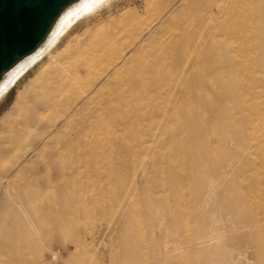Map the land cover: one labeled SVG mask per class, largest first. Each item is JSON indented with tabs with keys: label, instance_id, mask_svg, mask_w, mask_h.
<instances>
[{
	"label": "rangeland",
	"instance_id": "obj_1",
	"mask_svg": "<svg viewBox=\"0 0 264 264\" xmlns=\"http://www.w3.org/2000/svg\"><path fill=\"white\" fill-rule=\"evenodd\" d=\"M261 6L264 0H246V9L230 0H112L74 22L52 50L55 59L32 64L0 99V139L13 138L0 151V174L8 175L0 179V238L11 200L34 196V210L67 203L70 222L47 237L29 232L32 253L80 264H264ZM201 77H221L229 101L199 108ZM26 91L37 104L27 99L5 122ZM185 122L197 127L195 138L183 135ZM222 129L235 143L244 137V150L199 210L204 223L180 219L198 175L194 150L220 157L214 133ZM227 201L237 205L236 220ZM209 219L215 232L200 246Z\"/></svg>",
	"mask_w": 264,
	"mask_h": 264
},
{
	"label": "bare ground",
	"instance_id": "obj_2",
	"mask_svg": "<svg viewBox=\"0 0 264 264\" xmlns=\"http://www.w3.org/2000/svg\"><path fill=\"white\" fill-rule=\"evenodd\" d=\"M112 0H83L79 5L76 7L71 8L67 11L58 24L56 25L54 31L48 38L45 45L36 52L35 55L27 59L21 65H19L8 77L5 81L2 82L0 85V99L5 95V93L10 89L13 83L26 71L32 64L36 63L37 61L45 59H53L54 54L52 50L56 47V44L61 39V37L69 30V28L73 25L74 22L86 18L102 7L109 5ZM232 6H240L243 9H246V0H230ZM255 12L257 13L258 19L264 18V6L256 8ZM254 13V12H253ZM255 14V13H254ZM128 16L122 17V19H126ZM253 18H256L252 16ZM257 19V18H256ZM262 20H260L261 23ZM263 23V22H262ZM264 25V24H263ZM264 34V33H263ZM264 48V43L261 45ZM205 55V51L200 55V58H203ZM55 59V58H54ZM52 61V60H50ZM259 67H263V61L260 60L258 62ZM40 82V76H36L32 83ZM258 82H263L261 85L264 90V81L258 80ZM225 88V83L222 81L221 77H215L212 81L205 82L204 78L201 77L200 85L198 87V107H206L210 109L211 105L218 104V103H227L229 100L230 95H232V91L225 92L223 90ZM241 88V86H240ZM245 87H242V91ZM207 90L209 97L205 99L202 91ZM33 92H24L23 94H19L16 101L14 102L12 111L6 116L5 122L9 121L10 119H14L13 116L18 114L22 109L26 107L27 99H33L36 102L37 100L34 98H38V96L32 97ZM216 97V99H214ZM32 101V102H33ZM242 109L239 107L236 111L242 115ZM212 114L216 113V110H212ZM167 113V112H166ZM237 114V113H236ZM237 114V115H239ZM22 118V117H21ZM19 118V119H21ZM18 119V121H19ZM262 120V119H261ZM201 122V119H198V123ZM183 135L188 139H193L196 137V129L193 126L189 125L188 122H185ZM14 127V126H13ZM13 128H11L12 130ZM214 133V132H213ZM216 133V134H215ZM214 136H216L220 145H222L223 150L221 151V156L217 157L212 161L210 158H204L201 156L202 152H208V149L198 148L201 153H196L197 151L194 150V158L192 159V164L198 170V175H195L194 184H193V197L189 201L191 203L190 211L186 213H179L180 219H188V218H196L199 223L203 222V215L199 213V210L206 205L209 200H212L215 191L219 184L222 181L224 175L228 173V171L233 166L235 159L237 158L239 151L244 150V137L240 139V143H235L233 141V137L229 133H224V130H220V132H215ZM242 136V135H241ZM13 138L10 137H3L0 139V151L9 150L8 143L12 141ZM53 138L48 137L44 144H48ZM239 139L238 135L236 140ZM18 141V140H17ZM50 144V143H49ZM48 166H46V174L49 172ZM58 172L59 169H55L54 172ZM210 176V177H209ZM227 176V175H226ZM7 173H1L0 179L7 178ZM5 181V180H4ZM43 182V181H42ZM40 182L35 183L36 189H40ZM27 200H24L22 197L13 198L11 200L12 204L10 205V214H4L3 217L7 221V229L3 232V235L0 238V264H57V261H60V264H80L81 261L72 260L71 256L68 260H60L57 258V255L54 252H50L49 256H44L41 253H32L28 250L30 249V244L26 241V235L29 232H35L39 236L47 237L51 233H55L62 228L63 225L68 224L69 221V207L67 203L62 204V208H58L55 211H51L50 207L44 205L42 202L38 203L37 209H32L31 202L36 200L34 196L26 197ZM187 203V200H185ZM185 203V204H186ZM16 205V206H13ZM236 203L234 201H227L225 203L226 209H228L229 215L231 216L232 220H236ZM44 208H46V212H44ZM50 210V211H48ZM227 212V213H228ZM21 214V216H20ZM2 216V215H1ZM17 218H19L18 221ZM17 220V221H16ZM209 234L204 236L200 242V246L202 244L207 245L212 239V234L215 232L214 225L212 223H216L215 220L209 219ZM19 224L20 229L16 226ZM43 224H48V226H44ZM23 234V235H22ZM22 235V236H21ZM24 237V238H23ZM34 243V242H33ZM30 245V246H29ZM34 245V244H33ZM199 246V245H198ZM75 261V262H74Z\"/></svg>",
	"mask_w": 264,
	"mask_h": 264
},
{
	"label": "water",
	"instance_id": "obj_3",
	"mask_svg": "<svg viewBox=\"0 0 264 264\" xmlns=\"http://www.w3.org/2000/svg\"><path fill=\"white\" fill-rule=\"evenodd\" d=\"M83 0H0V85L47 42L62 16Z\"/></svg>",
	"mask_w": 264,
	"mask_h": 264
}]
</instances>
